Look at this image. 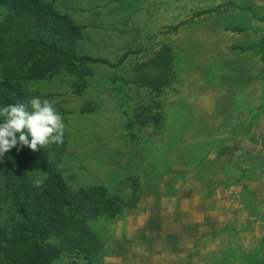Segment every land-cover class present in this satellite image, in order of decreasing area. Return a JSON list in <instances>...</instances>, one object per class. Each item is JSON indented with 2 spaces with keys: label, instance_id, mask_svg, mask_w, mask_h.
Instances as JSON below:
<instances>
[{
  "label": "rangeland",
  "instance_id": "1",
  "mask_svg": "<svg viewBox=\"0 0 264 264\" xmlns=\"http://www.w3.org/2000/svg\"><path fill=\"white\" fill-rule=\"evenodd\" d=\"M42 1L81 29L78 55L104 61L89 64L91 72L81 80L61 72L27 83L32 93L54 102L66 126L57 167L74 189L102 185L113 195L125 192L131 197L130 190L139 187L135 207L114 218L89 220L103 242L100 252L64 253L54 264H122L121 249L137 244L138 211L151 219L160 213L168 218L172 207H177V214L189 208L186 199L192 193L217 197L220 189L229 190L248 171L256 180L264 178V122L247 121L249 109L240 105L248 102V95L240 91L224 98L236 99L237 108L218 105L225 96L222 89L248 83V77L234 76L233 56L217 63L213 35L209 44L206 39L201 42L206 37L195 39L197 31H208L206 24L218 21L226 34H258L264 32L263 17H252L247 7L231 0H219V6L206 10L200 5L206 0ZM7 17V10L0 8V25ZM242 45L226 52H257L255 99L263 101L264 71L259 68H264V44ZM142 72L163 75L164 85L155 90L142 84ZM236 112L244 123L233 125ZM256 115L264 116V107L257 108ZM236 132L253 137L241 142L240 151L232 146ZM255 167L260 168L257 174ZM235 171L240 173L236 176ZM33 177L40 182L45 173ZM176 197L177 205L159 203ZM147 198L157 200L149 205Z\"/></svg>",
  "mask_w": 264,
  "mask_h": 264
},
{
  "label": "trees",
  "instance_id": "2",
  "mask_svg": "<svg viewBox=\"0 0 264 264\" xmlns=\"http://www.w3.org/2000/svg\"><path fill=\"white\" fill-rule=\"evenodd\" d=\"M0 8L8 13L0 25V106L38 96L28 89L31 80L61 72L81 80L90 74L89 64L104 62L77 54L81 29L52 5L0 0ZM164 79L155 73L140 76L155 90ZM64 145L36 151L17 145L0 157V264H54L64 253H98L103 242L89 220L114 218L139 203L137 185L132 198L102 185L74 189L57 167ZM38 172L45 173L39 183L33 177Z\"/></svg>",
  "mask_w": 264,
  "mask_h": 264
},
{
  "label": "crops",
  "instance_id": "3",
  "mask_svg": "<svg viewBox=\"0 0 264 264\" xmlns=\"http://www.w3.org/2000/svg\"><path fill=\"white\" fill-rule=\"evenodd\" d=\"M206 1L208 2L200 3L204 10L212 9L223 2L219 0L216 2ZM231 1L239 6L247 7L252 17L254 15L263 17L261 21L264 25V0ZM158 2L160 1L158 0ZM196 8L200 7L196 6ZM208 18L207 16L202 19ZM253 21L257 22L255 19ZM206 27L208 31H197L195 39L199 40L206 37L201 42L206 39L209 44L210 36L213 35V45L217 46L215 48L217 63L221 65V61L225 57L233 56V59L237 61L232 68L235 71L234 76L239 77L243 74L244 77H248V83L242 85L237 83L232 87L222 89L225 96L218 99V105L224 107L233 104L232 106L237 108L234 104L236 99L228 101L224 98L232 93L243 91L249 98L248 102L243 101V105L240 107L249 109L247 119L249 124H253L256 120L264 122V116L258 117L256 115L257 108L264 107V100H260V102L258 98L255 99L258 94L256 85L258 80L257 71L253 64L257 61V58L254 57L257 52H251L246 56L241 52L239 54L226 52V48H234L242 44V46L264 44V32L251 33L250 35L235 32L226 34L225 25H222L220 21L206 24ZM211 28L212 32L215 29L216 33L209 31ZM206 60L210 61V58ZM240 63H243V71L240 69ZM213 66L211 65V67ZM259 70L264 71V68H259ZM242 95L243 93H241V97ZM250 109H254V111L252 112ZM244 114V118H246L247 113L244 112ZM240 117V112L234 113L233 125L245 122L244 119L240 120ZM238 133L236 132L231 140L233 149H238L243 141H250L251 138L253 141L251 134L250 138ZM249 144L252 148L255 147L253 143L249 142ZM238 150L240 151L241 148ZM259 169L255 167L256 174L260 171ZM235 173L237 176L240 171H235ZM247 174L248 176L243 180L234 181L229 190L220 189L217 192V197L209 196V192L201 193L200 197L192 193L190 199H186L189 208L180 210L181 214H177V207H172L168 217L170 219L166 217V214L161 213L155 217L156 219H151L147 213L140 214L143 212L141 210L135 213L136 220L140 223H137L135 227L139 237L136 246L131 245L121 249L122 264H264V178L256 180L254 176L250 175L251 171H248ZM179 199L180 197L170 198L159 203H166L169 206L172 203L177 205ZM156 200L147 198L145 202L153 205ZM195 206H200V209L195 208Z\"/></svg>",
  "mask_w": 264,
  "mask_h": 264
},
{
  "label": "clouds",
  "instance_id": "4",
  "mask_svg": "<svg viewBox=\"0 0 264 264\" xmlns=\"http://www.w3.org/2000/svg\"><path fill=\"white\" fill-rule=\"evenodd\" d=\"M65 127L47 98L33 96L27 102L0 106V157L17 145L36 151L38 146L62 144Z\"/></svg>",
  "mask_w": 264,
  "mask_h": 264
}]
</instances>
